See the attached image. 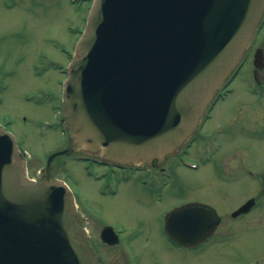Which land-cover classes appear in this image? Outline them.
Segmentation results:
<instances>
[{"label":"water","instance_id":"water-1","mask_svg":"<svg viewBox=\"0 0 264 264\" xmlns=\"http://www.w3.org/2000/svg\"><path fill=\"white\" fill-rule=\"evenodd\" d=\"M264 0H94L63 88L67 148L28 177L0 125V264H100L75 222L74 195L52 162L75 149L118 163L159 164L195 132L244 56ZM214 211H173L179 242L207 237Z\"/></svg>","mask_w":264,"mask_h":264},{"label":"rangeland","instance_id":"rangeland-1","mask_svg":"<svg viewBox=\"0 0 264 264\" xmlns=\"http://www.w3.org/2000/svg\"><path fill=\"white\" fill-rule=\"evenodd\" d=\"M89 2L0 0V124L10 130L21 148L28 152L29 170L33 176L40 174L39 169L52 152L64 149L68 144V137L60 127L58 106L66 70L85 26L84 17ZM241 85V80L235 82L232 85L234 93L217 104L211 125L229 120L240 102L239 98L246 96ZM219 138L227 143L226 134ZM197 151H191L193 157L189 158L198 160L202 167L201 156H196ZM211 153L212 162L210 148L204 152V162L209 163L204 174L201 173L202 168L195 171L178 167L174 176L187 178V186L199 181L204 182L207 188L216 186L214 182L224 183L225 179L220 178L219 173L223 174L227 168H222L220 164L221 152ZM184 161L189 162L187 157H184ZM231 161L236 162L234 158ZM237 161L240 162L239 167H248L253 164L252 154L241 153ZM256 165L264 166V163L256 162ZM90 167L73 156L59 155L54 161V176L66 178L79 202L90 212L93 223L128 222L131 227L144 226L145 219L140 216L143 213L151 222V232L161 234L162 226L156 215L164 205H152L142 187L133 182H116L118 194L115 196L98 195L99 191L107 189L109 175L98 173L96 165ZM156 173L158 171L153 170V175ZM206 189L204 186L195 187L194 191L200 195ZM158 235L162 241L163 237ZM244 241H251L248 234H245ZM236 254L245 262L225 256L217 249L205 254L202 248H192L185 258L189 264L255 263L246 259L251 256L250 250L242 252L241 256Z\"/></svg>","mask_w":264,"mask_h":264},{"label":"flooded vegetation","instance_id":"flooded-vegetation-1","mask_svg":"<svg viewBox=\"0 0 264 264\" xmlns=\"http://www.w3.org/2000/svg\"><path fill=\"white\" fill-rule=\"evenodd\" d=\"M240 80L241 90L245 91L246 96L239 98L240 102L229 120L215 126L210 123L214 118L215 107L220 101L226 100L227 95L225 99L218 98L209 105L195 134L163 163L132 165L103 160L99 162L101 169H105L109 175L114 191L98 195L115 196L118 194L116 182H133L142 187L152 205L165 206L156 215L162 226L161 234L158 235L151 232V222L143 213L140 216L145 219L144 226L131 227L128 222V226L123 222L93 223L90 212L77 197L76 223L89 235L99 255L100 264H189L185 257L192 248H202L205 254L217 249L221 254L239 262L245 261L239 259L236 253L241 256L242 252L250 250L251 256L246 259L255 262L252 264H264V166L256 165V162L264 163V18L235 73L233 81ZM229 87L230 84L222 89V93ZM222 134H226L227 143L220 140ZM209 148L210 162L213 161L211 152H221L220 164L222 168H227L223 174L219 173V177L225 179L224 183L214 182L216 186L207 188L204 182L199 181L187 186V178L174 176L178 167L187 168L181 163L184 157L196 162V170L202 168V174L207 172L209 163L204 162V152ZM194 149H198L196 156H201L202 167L198 160L189 158L193 157L190 153ZM244 152L252 154L253 164L239 167L237 158ZM231 158L236 162L231 161ZM153 170L158 173L153 175ZM203 186L207 189L200 195L195 194V187ZM248 201L249 209L236 214ZM193 202L205 204L207 210L213 208L219 216V223L204 240L194 245L181 244L166 232V215L179 207L185 209ZM245 234L251 238L249 243L244 241ZM157 235L163 237V240L160 241Z\"/></svg>","mask_w":264,"mask_h":264}]
</instances>
